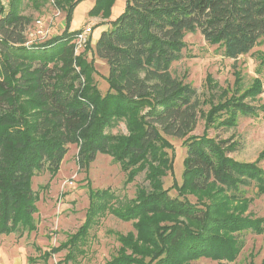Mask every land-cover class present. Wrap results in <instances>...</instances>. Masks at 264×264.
Returning <instances> with one entry per match:
<instances>
[{
    "label": "trees",
    "instance_id": "obj_1",
    "mask_svg": "<svg viewBox=\"0 0 264 264\" xmlns=\"http://www.w3.org/2000/svg\"><path fill=\"white\" fill-rule=\"evenodd\" d=\"M9 1L7 12L0 4V234L35 229L33 177L45 168L58 173L69 144L80 147L81 166L98 153L110 154L128 172L126 184L142 172L147 184L125 201L110 188L91 189L84 223L52 254L68 248L66 258L72 259L107 213L131 221L133 229L117 233L120 246L104 264H194L203 257L234 262L244 248L242 233H264V217L244 215L249 187L264 193V149L256 160L241 161L230 155L237 141L209 133L211 127L233 126L238 113L252 108L233 104L232 114L217 123L215 105L203 133L193 134L201 112L197 90L172 73L188 33L201 32L231 58L262 44L264 0H127L92 50L109 66L105 95L76 52L74 39L82 29L69 30L68 24L61 34L29 45L23 30L30 18L16 0ZM112 1L98 0L93 15L109 17ZM262 85L254 78L242 95H258ZM118 120L125 121L129 135L108 131ZM166 135L183 138L187 148L183 181L173 184L177 195L164 186L174 168Z\"/></svg>",
    "mask_w": 264,
    "mask_h": 264
},
{
    "label": "rangeland",
    "instance_id": "obj_2",
    "mask_svg": "<svg viewBox=\"0 0 264 264\" xmlns=\"http://www.w3.org/2000/svg\"><path fill=\"white\" fill-rule=\"evenodd\" d=\"M73 1L75 0H16L19 12L30 18L23 30L26 43L38 44L49 40L61 34L68 24L69 30L73 31L89 26L91 31L88 40L79 47L78 54L86 63L85 70H91V78L97 81L99 90L105 95L110 89L109 66L92 50L101 29L108 28L109 22L125 11L127 0H113L109 17L103 13L98 17L93 15L98 0H77L69 16ZM0 4L2 12L10 9L9 0H0ZM1 37L3 35L0 33ZM185 41L187 45L183 49V57L172 64V73L197 90L201 112L192 133H203L206 116L215 105L212 119L218 123L220 116L232 114L233 104L243 102L252 108L250 113H238L233 126L211 127L209 133L220 139L233 138L232 141H237V149L230 152L234 158L241 161L256 160L264 149V55H260V52H264V41L237 58L225 56L222 47L209 43L199 31L188 33ZM210 75L211 79L207 80ZM237 78L241 79L240 85L237 84ZM254 78H261L263 91L258 95H242L253 85ZM211 82L217 83L218 87L213 89ZM221 104H227V107L221 109ZM108 131L113 134L131 133L124 120L115 121ZM166 138L173 145V149H166L169 156L174 157V168L164 177V186L170 189V194L177 195L173 184H181L183 181L187 148L183 138L171 135H166ZM68 148L58 173L52 174L45 168L33 177V188L38 193L37 211L34 213L35 229L0 234V264H104L116 254L120 246L117 233L133 229L131 221H123L114 214L107 213L74 250L72 259L66 258L70 252L68 248L51 253L54 246L58 247L66 242L84 223L91 189L110 188L119 199L125 201L135 197L140 185L147 184L144 172L126 184L128 172L110 154L98 153L89 166L83 167L78 159L80 147L69 144ZM259 164L264 169L263 156ZM188 196L193 201L198 200V196L193 193H188ZM249 198L244 215L264 217V193L258 192L257 186L253 185L249 187ZM241 237L244 248L240 255L234 262L223 264H261L264 259V233L249 230L242 233ZM45 252H50L51 255L45 256ZM194 264L219 262L203 257L195 260Z\"/></svg>",
    "mask_w": 264,
    "mask_h": 264
},
{
    "label": "built area",
    "instance_id": "obj_3",
    "mask_svg": "<svg viewBox=\"0 0 264 264\" xmlns=\"http://www.w3.org/2000/svg\"><path fill=\"white\" fill-rule=\"evenodd\" d=\"M89 31H91V28L88 26L84 29H82L77 36L74 39V43L76 44V52L78 53L79 47L84 45L88 40Z\"/></svg>",
    "mask_w": 264,
    "mask_h": 264
},
{
    "label": "crops",
    "instance_id": "obj_4",
    "mask_svg": "<svg viewBox=\"0 0 264 264\" xmlns=\"http://www.w3.org/2000/svg\"><path fill=\"white\" fill-rule=\"evenodd\" d=\"M104 29V28H103Z\"/></svg>",
    "mask_w": 264,
    "mask_h": 264
}]
</instances>
